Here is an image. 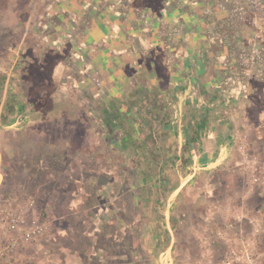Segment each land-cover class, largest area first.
Instances as JSON below:
<instances>
[{
    "label": "rangeland",
    "instance_id": "rangeland-1",
    "mask_svg": "<svg viewBox=\"0 0 264 264\" xmlns=\"http://www.w3.org/2000/svg\"><path fill=\"white\" fill-rule=\"evenodd\" d=\"M114 1L117 9L126 2ZM161 1L190 7L185 0ZM161 1L146 2L157 9ZM189 2L197 4L186 11L181 32L171 31V22L152 21L158 30L151 38L168 46L193 26L191 41L201 51L196 63L206 60L196 89L213 96L198 104L230 122L235 154L228 169L201 174L185 189L170 240L156 221L175 180L156 172V159L163 149L159 125L177 116L167 94L149 107L141 103L145 76L134 77L136 60L122 68L119 57L115 66L91 70L94 57L105 58L91 31L101 32L98 20L109 19L102 13L109 0H0V227L16 205L25 212L28 198L34 208L27 221L47 222L43 236L22 239L15 250L1 239L0 264H50L54 254L75 262L71 255L95 250L118 264H162L167 256L172 264H219L224 235L212 234L206 246L205 218L216 227L235 221V229L250 233L251 218L264 215L258 196L264 195V0ZM144 3L137 2L135 18L129 8L118 21L138 26L152 13H141ZM179 67L176 61L181 76ZM156 232L164 238L159 247ZM261 245L264 258V237ZM90 258V264L98 260Z\"/></svg>",
    "mask_w": 264,
    "mask_h": 264
},
{
    "label": "crops",
    "instance_id": "crops-1",
    "mask_svg": "<svg viewBox=\"0 0 264 264\" xmlns=\"http://www.w3.org/2000/svg\"><path fill=\"white\" fill-rule=\"evenodd\" d=\"M121 1L122 0H115L114 2ZM125 1L124 5L121 6L122 8L117 9L116 7H119V3L116 4L118 6L115 7L109 0L110 5L108 10L102 12L109 15V19L107 21L102 20L103 18L98 20V23L101 24V32L96 29L90 30L91 34L93 33V35L98 38L96 40H99V42L102 40L98 52L101 56H105L103 60H100L99 57H94L91 70L95 71L94 69L100 64L105 65L107 68L115 66L117 63L116 59L119 57H121L119 64L122 68L124 66H126L124 68H127L131 62L134 63L136 60L139 65L133 72L134 77L137 75V77L143 75L145 77L147 76V81L145 77H143V81L141 80L139 82L140 89L142 90L141 103H146L147 107H149L152 101L158 99L157 97H160V95L167 94L171 97L170 105L173 108L170 110V114L177 116V119L173 124L167 123L159 125L160 131L163 132V135L160 136V140L163 141V149H159L157 153L158 157L156 159V164L159 165L157 166L156 172L164 176L165 179L169 178L167 173L172 174V179L175 181L174 185L172 184V189L166 192V198L161 197L159 201L160 206L163 207L161 211L162 217L158 218L156 222H160L163 227L167 228L170 236L172 235L170 240H174V233L170 231V222H174L175 210L179 209L181 204L186 200L185 189L188 187L190 188L194 184L195 179L201 174L211 173L217 169H228L230 165H232V157L235 154L234 128L228 120L222 117H216L215 108H213V106L198 104V100H204L206 103L208 99L213 96L206 90L197 92L196 89L198 87L197 77L199 74L201 77L206 75V71L204 70L206 66L203 62L206 60H204V58L202 62L196 63L197 54L199 56V52L201 51L197 49L198 45L192 44L191 41L192 36L196 35V31L192 29L193 26H188L190 28L186 29L183 40L178 39L176 35L173 43L168 44V46L160 44L158 40H156L157 37L151 38L155 30H158L157 24L154 23H158L160 20L161 24H169V22H171V24H169L171 31L181 32V28L184 25L182 22L186 21V13L189 12L191 8H195L197 2L190 4L189 0L183 1L184 5L190 6L187 7L186 12L184 8L179 5L169 7V1L165 4L160 0L161 6L157 9H154L149 2H146L148 0ZM137 2H145L144 6L141 8L142 14L143 12L152 13H147V17L144 16V18H141L142 23L138 26H135V24L125 26V24L118 21L117 17H121L122 15L126 16L129 8L132 9L135 18L136 13L133 9L139 8L138 5H136ZM86 3L91 4V1ZM80 6L82 5L80 4ZM80 10H82V8ZM77 13L78 12H76V14ZM83 13L85 14L86 12ZM154 18H159V20ZM152 21L154 23H152ZM151 24L154 25L152 26ZM96 43L97 42H95V45H97ZM192 45L193 47H191ZM93 48H95V46ZM200 58L202 59V57ZM174 61L180 62L179 68L184 70V72H182L184 74L181 76L178 75L180 71L175 68ZM201 66L204 67L203 71L200 69ZM162 67L163 70L159 69ZM110 72L113 71L110 70ZM133 127L134 126L131 128ZM168 132L169 134H167ZM148 134L149 133H147L146 136L151 137ZM146 136L142 138L145 139ZM141 159L143 160L144 158ZM148 160L147 158V161ZM258 196L261 198L264 197L262 193H258ZM262 207L264 210V206H260V208ZM239 221L241 222L243 220H238L236 222L238 223ZM250 221L255 225L264 227V215L258 217V219L252 217ZM221 228L224 229L223 243H225L227 247L224 253H240L242 244L244 247L245 243L242 239L243 235L248 234L254 237L253 231L246 233L238 226L234 230L227 227ZM232 232L234 235L229 236ZM155 234L157 235L156 243L159 247L162 244L161 240L163 241L164 238L163 236H159L158 232ZM148 236L150 237V235H147V237ZM149 237L140 239L142 249L144 245L149 242ZM263 237L264 229L259 236L254 238L255 241L252 239V243L258 246V251H262L261 244L263 243ZM250 241H248L249 244L251 243ZM206 244L208 247L212 246L210 242ZM161 252V255L166 253L165 251ZM71 256L75 259V262L70 261L69 258L71 257H69V255L58 258V255L54 254V260L49 263L68 264L70 262V264H90L87 259L93 257L98 259L95 261V264H118L110 260H105L107 257L102 256L100 250L78 252ZM162 256L160 258H162ZM262 259L264 260V258ZM159 261H161L162 264H172L168 256L165 257V260L159 259ZM43 263L47 262L43 261L42 264Z\"/></svg>",
    "mask_w": 264,
    "mask_h": 264
},
{
    "label": "built area",
    "instance_id": "built-area-1",
    "mask_svg": "<svg viewBox=\"0 0 264 264\" xmlns=\"http://www.w3.org/2000/svg\"><path fill=\"white\" fill-rule=\"evenodd\" d=\"M12 204L13 202L10 201L9 205ZM18 206L19 205H16L15 212L8 214V216L2 217L4 222L2 223V227H0V240L2 239L7 242L8 248H10L11 250L17 249L20 240L24 239L28 244L33 240L43 236L47 229V222H36L35 219H33L31 222H28L27 218L25 217V213H30L34 208V201L32 200V198H28L27 201H25V212L23 214L19 212V210L17 211ZM205 220L207 222H205L204 232L207 235L203 236V242L209 243L212 234L217 236L218 238H222L224 229L221 227H216L213 222H209L210 218L208 216L205 218ZM234 224V222H226L224 227L234 230ZM252 231L254 237L252 235L242 233L245 234L242 237L245 243L244 247L242 244L240 253H224L221 256V261L219 262V264H264L262 259V252H259L258 246L252 243L253 240L255 241L254 238L261 234L262 226L254 224ZM248 241H250L251 243L249 244ZM46 253L48 252L46 251Z\"/></svg>",
    "mask_w": 264,
    "mask_h": 264
}]
</instances>
